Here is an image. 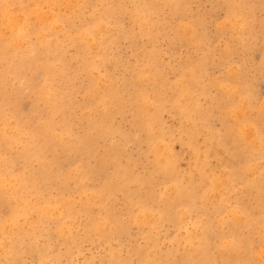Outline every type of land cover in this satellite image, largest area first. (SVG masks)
Returning a JSON list of instances; mask_svg holds the SVG:
<instances>
[{
  "label": "rangeland",
  "instance_id": "374dc122",
  "mask_svg": "<svg viewBox=\"0 0 264 264\" xmlns=\"http://www.w3.org/2000/svg\"><path fill=\"white\" fill-rule=\"evenodd\" d=\"M30 1L32 2H29V0H0V3L2 2L0 5H4L3 7L0 6V12L2 11V14L0 13V16L2 15V17H0V25L2 24L3 27L7 26V30L0 26V32H4L3 34L0 33V110L3 109L5 111V113L2 112L3 110L0 111V155L3 156H0V182L2 181L1 183L4 184L3 187L0 183V192H2L0 193V236L4 235L2 239L7 243V245L4 244V240L0 237V245L4 249V251L2 248L0 249V264H43L44 261H46L44 264H111L110 262H112V264H246V262L247 264H258L259 261V264H264V212L262 211L264 210V110H262L264 106V0H144L146 5L149 3V6H146L148 8L145 7L143 0H129V2H133L132 4H129L127 0ZM163 4L166 8H163ZM174 4L175 6L177 4V7H174ZM187 4L188 6H186ZM139 5H142V7ZM169 8L173 11L171 12ZM31 9L32 11H30ZM155 9H157V11ZM135 10H138L137 13ZM178 10L182 11L178 12ZM30 12L33 14L30 15ZM141 13H143V15ZM140 14L142 17L139 16ZM14 15H16L15 18ZM99 15L100 18H98ZM139 17H141V21ZM12 18H14L15 21ZM1 19L4 22H2ZM18 19L21 23H19ZM39 19H41V21ZM99 20L100 22L104 20L102 22L103 25ZM135 20L138 22H135ZM13 21L18 22L21 27ZM230 22L234 26L235 24L239 26V28L237 26V28H235ZM7 23L8 25H6ZM14 24L17 25V28L15 27L16 30L13 27L16 26ZM11 25L13 28L10 29ZM100 25L103 27L101 26V28H98ZM104 25L109 27V29L106 26L104 27ZM152 27L154 29H152ZM187 27V30L191 28L189 32L186 30ZM93 28H95V30ZM92 29L94 30L95 36H93L94 34L91 32ZM106 29L108 31H105ZM21 30L23 31L21 32ZM99 30L101 31L99 32ZM6 32L8 34H6L7 37L5 35ZM43 32L46 35H44ZM39 33H41L42 37ZM76 33H78L77 36ZM85 34H87V38ZM150 34H152V36ZM17 35H19L18 37L20 40H18ZM105 35L107 36L105 37ZM39 36L41 38L38 39ZM114 37L115 39H113ZM12 39L16 41L14 42ZM40 39L42 42L39 41ZM89 40H91L90 44ZM3 41H5L6 44H4ZM19 41L22 43L18 45L17 43ZM83 41L84 43L88 42L87 46L83 44ZM20 46H22V48H20ZM80 46L82 48H80ZM86 47L90 50H86ZM84 49L87 51V54L84 52ZM104 49L108 51L106 52ZM99 50L101 51L99 52ZM97 52L98 54L100 53L104 59L100 55L95 54ZM3 53L5 54L2 55ZM88 54H91V56L93 54V56L91 57ZM8 62L11 63L9 64ZM86 64L88 68L92 66L89 71L87 70L88 68L85 69ZM5 69L8 73H5ZM152 75L153 77L155 76V78H151ZM138 76L144 78V84L143 79L141 83V77ZM130 82H132V84ZM97 84L100 86L98 87ZM47 87L49 88V92H47ZM50 92L51 96L49 94ZM47 94L50 97L47 96ZM104 94L106 95L105 98ZM178 94L179 97L182 94L180 98L183 99H180ZM234 94L236 95L234 96ZM41 95L43 97H41ZM183 95H185V97ZM148 97H150V99ZM194 97L197 98L195 99ZM134 99L135 101H133ZM137 101L140 103H137ZM148 101H151V108H149ZM145 102L148 103L146 105L147 107L145 106ZM188 102L192 105L190 106ZM194 102L198 103L196 104ZM144 106L147 109H144ZM197 106L204 108H202L201 111ZM185 107L188 108L186 109ZM241 107L242 109H240ZM204 109L205 112H203ZM232 109L233 111L235 110V112H233ZM239 109L241 112H239ZM192 110L193 114L191 113V116L193 115L195 118H191L190 116ZM199 110L201 114H199ZM247 110L248 112H246ZM103 111H106V113ZM179 111L182 112V114ZM226 111L228 112L226 113ZM229 111H231L232 115H230ZM52 112L57 113V115H55V113L51 114ZM173 112L175 114L177 113V115L173 114ZM5 115L8 117V120ZM137 115L139 117H137ZM200 115L202 117H200ZM179 116L182 119L184 118L185 121H180ZM187 116L190 117L192 121H195L194 124L196 125L192 124L193 122H191ZM205 118L208 119H206V125L203 123ZM3 119L4 122L6 121V124L3 122ZM141 120L142 123L140 122ZM145 120H148V122H144ZM196 121L204 125H200V123H196ZM7 123L9 124L7 125ZM42 123L46 125L42 126ZM243 123H248L249 127H251L252 124L253 127L249 128L247 124H245V126L242 125ZM107 124L109 126H107ZM146 124L150 126V128H147L148 126ZM208 124L209 126H207ZM240 124L247 129L240 128ZM10 125L15 127L13 128ZM9 126L12 130L16 129L12 131ZM140 126L142 129L139 128ZM183 126L186 128L185 130H187L184 132L185 134H183ZM198 126H203L204 128L201 127L202 129H200ZM2 127L7 128V133L3 132V130L6 129ZM48 128L49 132L46 131ZM210 128H214L212 129L214 132H212ZM40 129L41 131L39 132ZM97 129L101 131L99 132ZM143 129L145 130L144 132H142ZM33 130H35V133H33ZM179 130H182V133L181 131L179 132ZM193 130L196 133H194ZM217 130L218 133L215 132ZM15 131H17L16 135ZM21 131L22 134L25 132V136L23 135L22 137V134H19ZM45 131L46 134L48 133L47 135ZM50 131L53 132L52 136ZM147 131L148 133L146 134ZM175 131L177 134L174 133ZM190 131H192V134H190ZM237 131H241L243 133L242 137L244 138L241 137V132L236 134ZM209 132H212L213 135L215 134L214 138L209 139L207 137V133L210 135ZM230 132L236 135H232ZM248 132H250L249 134L255 132V135L252 133V136H248ZM42 134L43 137L41 136ZM216 134H221L220 136L218 135L220 138ZM36 135L39 138L41 136L40 140ZM19 136L20 138H18ZM55 138L57 142L59 140L60 143L56 141L52 143L53 139L56 140ZM158 138L165 140H157ZM187 138L189 139L187 140ZM99 139L100 141H98ZM206 139H209L208 142H206ZM213 139L214 141L212 143ZM244 139L245 141H243ZM19 140H23L22 143ZM34 140H37L38 143ZM215 140L220 149L215 144ZM159 141L161 145L158 144ZM41 142L44 147H46L47 144V147H50L43 149ZM15 143L18 144L19 147L16 145L18 148H13V151H11L9 147H14L13 144L15 145ZM24 143H26V145ZM109 143L111 145H109ZM163 143L166 144V147ZM208 143L213 144L211 145L212 148L214 146L212 150L210 148L211 146L208 147ZM7 144L10 145L7 146ZM23 144L24 146L22 147ZM157 144L160 147L163 146L166 148L165 150H169L166 152L167 154L170 152L168 156L172 157V160L169 157V161L170 163L175 161L177 166L175 163H172L174 164L173 166L170 164L172 168L169 167L170 170H166L167 172H163L162 169H159L160 165L158 164L156 156V151L159 150V146L156 149ZM237 144L239 146H237ZM31 145L33 147H31ZM249 146L250 148H248ZM258 146H261V148ZM226 147L229 148V150L227 149L228 151ZM256 147L258 149H256ZM22 148L25 149L23 150ZM217 148L219 151H223V153L218 152ZM232 150L235 151L232 152ZM105 151H107V153L109 152V155L106 154ZM94 152H96V154ZM247 153H250L249 156ZM255 153H257L259 157L255 156ZM34 154L37 155L35 156ZM233 154H236L238 158L236 157V159ZM239 154H241L242 157ZM188 155H190V157ZM4 156H6V158ZM14 156L15 159L17 158L16 161H14ZM151 156H153V158ZM23 157L25 160H23ZM174 157L175 159L179 157L182 159H180V161L179 159L174 160ZM243 157L245 158L243 159ZM38 159L42 160L39 162ZM218 159H220V161H218ZM258 159L259 161H257ZM260 159L263 161L261 162ZM18 160H20V162ZM49 160H51V164ZM111 160H113V163ZM182 160L185 162L183 163ZM225 160L228 166H224L226 164ZM31 161H33V163ZM105 161H108V164ZM200 161H204V165L208 164L206 162H209V166L207 165L205 167L209 168L212 166L213 169L211 168L210 171L203 167L204 162L201 164ZM44 162L45 164H41ZM109 162H111V164ZM47 163L48 165H46ZM229 163L231 164L229 165ZM215 164L219 165L218 168ZM235 164H237L236 167ZM44 165L46 166L44 167ZM48 166H50V168H48ZM191 167H193V170ZM224 167H233L232 169L234 171ZM258 167L260 168L259 170ZM255 168H257L258 172ZM47 169H50V171ZM178 169L182 177H180V173L179 176L177 175L179 172ZM255 170L257 174L253 172ZM228 171H232L233 174L235 171L239 173L237 176V173L233 175ZM115 172L117 174L119 173V175L116 174L117 177L114 174ZM70 173L73 175L71 176ZM204 173H207L206 175H208V177ZM68 175H70V177H68ZM168 175L170 179H168ZM174 175H176V177ZM198 175L201 176L198 177ZM228 175L230 177H228ZM252 175H255L257 178ZM16 176L19 177L17 178ZM112 176L114 177L112 178ZM246 176L247 178L249 176L247 181H245ZM12 178L13 181H11ZM14 178H17V180ZM67 178L69 179L67 180ZM188 178L190 182L187 181ZM204 179L210 182L208 183L209 185H205L206 182ZM229 179L231 180L229 181ZM242 179L243 181H240ZM63 180L67 182L65 187V181ZM222 180L224 181L223 185H221ZM70 181H72L73 184ZM172 181L175 182L169 184V182ZM218 182L220 184H218ZM129 183L132 185L129 186ZM162 183L165 186H163ZM233 185L234 187H232ZM106 187L110 188L107 189ZM218 187H220L221 192L217 189ZM153 189H155V191ZM208 189H210V192ZM63 190H65V193ZM80 190L82 191L80 192ZM23 191H26V193ZM86 191L89 192L87 193ZM167 192L169 194L171 193V195L176 194L175 196L173 195L174 200L172 196H168ZM183 192H185V194ZM226 192H228V194ZM24 194H26L24 196L25 198L23 197ZM162 196L164 197L162 198ZM178 196H180V198ZM218 196H220V198ZM135 197H138V199ZM169 197L172 200H169ZM40 200L44 201L41 202ZM81 200H83V202ZM12 202L13 204H11ZM41 203L44 204L42 205ZM161 204L162 206H160ZM41 207H43L42 213L39 210ZM20 208L23 209L21 210ZM48 208H50V212ZM52 208L56 209L53 210ZM236 209L237 211H235ZM148 210L149 212L147 214L146 211ZM43 212L45 213L43 214ZM144 214L146 217L149 216L147 218L148 222ZM41 215L43 217H41ZM153 215L154 220L152 219ZM20 216H22V218H20ZM133 216H136V221ZM141 217H143V219ZM230 217L232 220H230ZM236 217V220H240L239 222H235L236 220L234 219ZM10 218L11 220L13 219L12 222L16 221L14 225L9 221ZM47 218H50V221ZM222 218L226 219L223 220ZM91 220H93L94 223L91 222ZM144 220L146 221L143 222ZM151 220L155 222H150ZM97 223H99V225ZM5 224L6 227H4ZM56 224L60 225V227ZM33 225L35 226L33 227ZM206 225L207 229L205 227ZM76 226L77 228L75 229ZM61 227H64V230L61 229ZM185 227L187 230H185ZM222 227L224 228L221 229ZM3 228L5 229L2 230V232L1 229ZM61 230L65 233L64 235L61 233ZM4 231L6 232L4 233ZM220 238L223 239L221 240ZM192 240L194 241L192 242ZM254 240H257V243ZM219 242L220 244H218ZM224 242L227 244L225 245ZM229 242L233 243L230 245ZM175 243L177 244L175 245ZM19 244H21L20 248ZM243 244L245 245L242 246ZM11 248H16L18 250H12ZM19 249L21 250L19 251ZM255 250L256 252H254ZM47 253L49 255H47ZM55 256L58 257L56 258ZM145 259L148 260L145 261ZM54 260L57 262H54Z\"/></svg>",
  "mask_w": 264,
  "mask_h": 264
},
{
  "label": "bare ground",
  "instance_id": "6f19581e",
  "mask_svg": "<svg viewBox=\"0 0 264 264\" xmlns=\"http://www.w3.org/2000/svg\"><path fill=\"white\" fill-rule=\"evenodd\" d=\"M8 1H9V0H8ZM20 1H21V0H20ZM34 1H35V0H34ZM36 1H38V0H36ZM75 1H76V0H75ZM86 1H87V0H86ZM89 1H90V0H89ZM127 1L129 2V0H127ZM127 1H126V2H127ZM131 1H132V0H131ZM131 1L129 2V4L131 3ZM133 1H134V0H133ZM147 1H148V0H147ZM151 1H152V0H151ZM151 1H150V2H151ZM29 2H32V1L29 0ZM144 2H145V1L143 0V3H144ZM164 2H166V1H164ZM1 3H2V2H1ZM1 3H0V4H1ZM17 3H18V2H17ZM25 3H26V2H25ZM101 3H102V2H101ZM132 3H133V2H132ZM132 3H131V4H132ZM140 3H141V1H140ZM143 3H142V4H143ZM155 3H156V2H155ZM158 3H159V2H158ZM230 3H231V2H230ZM32 4H33V3H32ZM102 4H103V3H102ZM102 4H101V5H102ZM135 4H136V3H135ZM17 5H18V4H17ZM22 5H23V4H22ZM105 5H106V4H105ZM110 5H111V4H110ZM144 5H145V7H146V6H149V3H148V5H146V4L144 3ZM157 5H158V4H157ZM231 5H232V4H231ZM0 6H1V5H0ZM3 6H4V5H3ZM3 6H1V7H3ZM65 6H66V5H65ZM71 6H72V5H71ZM134 6H135V5H134ZM139 6H140V5H139ZM150 6H151V5H150ZM159 6H160V5H159ZM184 6H185V5H184ZM186 6H188V4H187ZM7 7H8V6H7ZM11 7H12V6H11ZM140 7H142V5H141ZM155 7H156V6H155ZM160 7H161V6H160ZM170 7H171V6H170ZM174 7H177V4H176V6H175V4H174ZM182 7H183V6H182ZM66 8H67V7H66ZM112 8H113V7H112ZM112 8H111V9H112ZM121 8H123V7H121ZM137 8H138V7H137ZM146 8H148V7H146ZM163 8H166V7H164V4H163ZM167 8H168V7H167ZM190 8H191V7H190ZM227 8H228V6H227ZM229 8H231V7H229ZM2 9H3V8H2ZM7 9H8V8H7ZM26 9H27V8H26ZM113 9H114V8H113ZM113 9H112V10H113ZM134 9H135V8H134ZM134 9H133V10H134ZM140 9H142V8H140ZM152 9H153V6H152ZM157 9H159V8H157ZM157 9H155V10L157 11ZM169 9H170V8H169ZM173 9H174V8H173ZM182 9H183V8H182ZM186 9H187V8H186ZM235 9H236V8H235ZM34 10H35V8H34ZM67 10H68V9H67ZM84 10H85V9H84ZM115 10H116V9H115ZM115 10H114V11H115ZM122 10H123V9H122ZM138 10H139V9H138ZM138 10H135V12L137 13ZM142 10H143V9H142ZM142 10H141V11H142ZM160 10H161V9H160ZM170 10H171V9H170ZM228 10H229V9H228ZM230 10H231V9H230ZM9 11H10V10H9ZM13 11H14V10H13ZM30 11H32V9H31ZM145 11H146V10H145ZM149 11H150V9H149ZM149 11H148V12H149ZM156 11H155V12H156ZM162 11H163V10H162ZM166 11H167V10H166ZM172 11H173V10H171V12H172ZM179 11H182V10H178V12H179ZM234 11H235V10H234ZM1 12H2V11H1ZM1 12H0V13H1ZM6 12H7V11H6ZM28 12H29V11H28ZM36 12H37V11H36ZM39 12H40V11H39ZM39 12H38V13H39ZM111 12H112V11H111ZM115 12H116V11H115ZM146 12H147V11H146ZM238 12H239V11H238ZM4 13H5V11H4ZM100 13H101V12H100ZM117 13H118V12H117ZM144 13H145V12H144ZM160 13H161V12H160ZM165 13H166V12H165ZM169 13H170V12H169ZM1 14H2V13H1ZM5 14H6V13H5ZM5 14H3V15H5ZM19 14H20V13H19ZM31 14H33V13L30 12V15H31ZM102 14H103V12H102ZM141 14L143 15V13H141ZM141 14H140L139 16H141ZM155 14H156V13H155ZM158 14H159V13H158ZM163 14H164V13H163ZM170 14H171V13H170ZM182 14H183V13H182ZM228 14H229V13H228ZM233 14H234V13H233ZM8 15H9V14H8ZM8 15H7V16H8ZM17 15H18V14H17ZM35 15H36V13H35ZM38 15H39V14H38ZM41 15H43V14H41ZM45 15H46V14H45ZM45 15H44V16H45ZM48 15H49V13H48ZM55 15H56V14H55ZM161 15H162V14H161ZM165 15H166V14H165ZM10 16H11V15H10ZM10 16H9V17H10ZM15 16H16V15H14V18H15ZM36 16H37V15H36ZM49 16H50V15H49ZM49 16H48V17H49ZM90 16H91V15H90ZM96 16H97V14H96ZM133 16H134V15H133ZM136 16H137V14H136ZM156 16H157V15H156ZM158 16H159V15H158ZM231 16H232V15H231ZM0 17H2V15H1ZM4 17H5V16H4ZM4 17H3V18H4ZM12 17H13V16H12ZM25 17H26V15H25ZM38 17H39V16H38ZM41 17H42V16H41ZM41 17H40V18H41ZM107 17H108V16H107ZM141 17H142V16H141ZM141 17H139L140 21L142 20ZM160 17H161V16H160ZM226 17H228V16H226ZM14 18H12V19L15 21ZM17 18H18V17H17ZM19 18H20V17H19ZM42 18H43V17H42ZM45 18H46V16H45ZM45 18H44V19H45ZM51 18H52V17H51ZM98 18H100V15H99ZM145 18H146V16H145ZM149 18H150V17H149ZM149 18H148V19H149ZM46 19H47V18H46ZM106 19H107V18H106ZM136 19H137V18H136ZM155 19H156V18H155ZM155 19H154V20H155ZM177 19H178V18H177ZM229 19H230V17H229ZM237 19H238V18H237ZM237 19H236V20H237ZM7 20H8V18H7ZM39 20L41 21V19H39ZM42 20H43V19H42ZM132 20H133V19H132ZM239 20H240V19H239ZM239 20H238V22H239ZM1 21L4 22L2 19H1ZM8 21H9V20H8ZM14 21H13V22H14ZM18 21H19V19H18ZM21 21H22V19H21ZM45 21H46V20H45ZM49 21H50V20H49ZM103 21H104V20H103ZM103 21H102V22H103ZM5 22H6V21H5ZM38 22H39V21H38ZM47 22H48V21H47ZM99 22H100V20H99ZM99 22H98V23H99ZM102 22H100V23H102ZM135 22H138V21L135 20ZM146 22H147V21H146ZM153 22H154V21H153ZM163 22H164V21H163ZM227 22H228V21H227ZM232 22H234V21H232ZM238 22H237V24L239 25ZM10 23H11V22H10ZM14 23H17V24H18V22H14ZM19 23H21V22L19 21ZM39 23H41V22H39ZM49 23H50V22H49ZM98 23H97V24H98ZM159 23H160V21H159ZM223 23H224V22H223ZM241 23H242V22H241ZM77 24H78V23H77ZM95 24H96V23H95ZM147 24H148V23H147ZM152 24H153V23H152ZM182 24H183V23H182ZM227 24H228V23H227ZM230 24H231V22H230ZM6 25H8V23H7ZM12 25H13V24H12ZM12 25H11L10 29L13 28V27H14V29H15V27L17 28V25H16V24H14V25H16V26H13V27H12ZM19 25H20V24H18V26H19ZM25 25H26V23H25ZM40 25H41V24H40ZM53 25H55V24H53ZM70 25H71V24H70ZM102 25H103V23H102ZM102 25H100L98 28H101ZM140 25H142V24H140ZM231 25H232V24H231ZM240 25H241V24H240ZM0 26L3 27L2 24H1ZM9 26H10V24H9ZM33 26H34V25H33ZM67 26H68V25H67ZM105 26H106V25H104V27H105ZM224 26H225V25H224ZM232 26H234V25H232ZM236 26H237V25L235 24L234 27H235V28H237V27L239 28V26H237V27H236ZM19 27H21V26H19ZM37 27H38V26H37ZM37 27H36V28H37ZM58 27H59V26H58ZM102 27H103V26H102ZM106 27H107V26H106ZM3 28H6V30H7V26H4ZM8 28H9V27H8ZM24 28H25V27H24ZM36 28H35V29H36ZM107 28L109 29V27H107ZM116 28H117V27H116ZM146 28H147V27H146ZM149 28H150V27H149ZM183 28H184V27H183ZM223 28H224V27H223ZM0 29H1V28H0ZM10 29H9V30H10ZM18 29H19V28H18ZM18 29H17V30H18ZM31 29H32V28H31ZM37 29H38V28H37ZM93 29L95 30V28H93ZM93 29H92L91 32H93V34H94V30H93ZM104 29H105V28H104ZM152 29H154V28L152 27ZM187 29H188V27L186 28V30H187ZM190 29H191V28H190ZM190 29L187 30V31L189 32ZM221 29H222V28H221ZM6 30H5V31H6ZM9 30H8V31H9ZM15 30H16V29H15ZM38 30H40V29H38ZM51 30H53V29H51ZM75 30H76V29H75ZM147 30H148V29H147ZM8 31H7V32H8ZM13 31H14V30H13ZM22 31H23V30H21V32H22ZM34 31H36V30H34ZM86 31H87V29H86ZM100 31H101V30H99V32H100ZM105 31H108V30L106 29ZM110 31H111V30H110ZM150 31H151V29H150ZM7 32L5 33V35L7 34ZM10 32H11V31H10ZM18 32H20V31H18ZM25 32H26V31H25ZM99 32H98V33H99ZM148 32H149V31H148ZM0 33H1V32H0ZM3 33H4V32H3ZM3 33H1V34H3ZM8 33H9V32H8ZM12 33H15V32H12ZM12 33H11V34H12ZM28 33H29V32H28ZM64 33H66V32H64ZM78 33H79V32H78ZM78 33H76V36H77ZM83 33H84V32H83ZM98 33H97V34H98ZM101 33H102V32H101ZM108 33H109V32H108ZM15 34H16V33H15ZM17 34H18V33H17ZM23 34H24V33H23ZM29 34H30V33H29ZM33 34H34V33H33ZM35 34H36V33H35ZM37 34H38V33H37ZM39 34L41 35V33H39ZM43 34H44V32H43ZM79 34H81V33H79ZM104 34H105V32H104ZM106 34H107V33H106ZM5 35H4V36H5ZM7 35H8V34H7ZM7 35H6V37H7ZM44 35H46V34H44ZM85 35H86V38H87V37H88L87 34H85ZM90 35H92V34H90ZM102 35H103V34H102ZM141 35H142V34H141ZM150 35L152 36V34H150ZM177 35H178V34H177ZM11 36H12V35H11ZM18 36H19V35H17V38H18V40H20ZM21 36H24V35H21ZM93 36H95V34H94ZM96 36H97V35H96ZM98 36H99V35H98ZM106 36H107V35H105V37H106ZM151 36H150V37H151ZM41 37H42V35H41ZM41 37L39 36L38 39L41 38ZM73 37H75V36H73ZM82 37H83V36H82ZM90 37H91V36H90ZM100 37H101V36H100ZM147 37H148V36H147ZM24 38H25V37H24ZM36 38H37V37H36ZM71 38H72V37H71ZM95 38H96V37H95ZM78 39H79V38H78ZM90 39H91V38H90ZM96 39H97V38H96ZM100 39H101V38H100ZM113 39H115V37H114ZM12 40H13V39H12ZM18 40H17V41H18ZM21 40H22V39H21ZM42 40H43V39H42ZM45 40H46V39H45ZM71 40H73V39H71ZM93 40H94V39H93ZM104 40H105V39H104ZM106 40H107V39H106ZM151 40H152V39H151ZM151 40H150V41H151ZM9 41H10V40H9ZM13 41H14V40H13ZM15 41H16V40H15ZM15 41H14V42H15ZM24 41H25V40H24ZM39 41H41V39H40ZM43 41H44V40H43ZM80 41H81V40H80ZM85 41H88V40H85ZM89 41H90V42H89V44H90V43H91V40H89ZM96 41H97V40H96ZM195 41H196V40H195ZM263 41H264V40H263ZM3 42H4V44H6L5 41H3ZM6 42H7V41H6ZM41 42H42V41H41ZM41 42H40V43H41ZM81 42H82V41H81ZM98 42H99V41H98ZM102 42H103V41H102ZM108 42H109V41H108ZM239 42H240V41H239ZM11 43H12V41H11ZM19 43H22V42L19 41L17 44L19 45ZM43 43H44V42H43ZM45 43H47V42H45ZM48 43H50V42H48ZM87 43H88V42H87ZM87 43H84V41H83V44H84V45L86 44L85 46H87ZM93 43H95V42H93ZM100 43H101V42H100ZM104 43H105V42H104ZM109 43H110V42H109ZM13 44H14V43H13ZM89 44H88V45H89ZM95 44H96V43H95ZM124 44H125V43H124ZM14 45H16V44H14ZM25 45H26V43H25ZM38 45H40V44H38ZM91 45H92V44H91ZM91 45H90V47H91ZM122 45H123V44H122ZM2 46H3V45H2ZM6 46H7V45H6ZM12 46H13V45H12ZM41 46H42V44H41ZM81 46H82V45H81ZM81 46H80V48H82ZM85 46H84V47H85ZM104 46H105V45H104ZM95 47H96V46H95ZM99 47H100V44H99ZM99 47H98V48H99ZM106 47H107V46H106ZM222 47H223V46H222ZM15 48H18V47H15ZM20 48H22V46H20ZM92 48H93V47H92ZM104 48H105V47H104ZM6 50H8V49H6ZM47 50H48V49H47ZM86 50H90V49H89V48L87 49V47H86ZM8 51H9V50H8ZM91 51H92V50H91ZM95 51H96V49H95ZM95 51H92V52H95ZM100 51H101V50H99V52H100ZM104 51H106V50L104 49ZM107 51H108V50H107ZM107 51H106V52H107ZM3 52H4V47H3ZM6 52H7V51H6ZM6 52H5V53H6ZM41 52H42V51H41ZM46 52H47V51H46ZM84 52H86V54H87V51H85V49H84ZM89 52H90V51H89ZM5 53H3L2 55H4ZM32 53H33V52H32ZM33 54H34V53H33ZM49 54H50V51H49ZM59 54H60V53H59ZM95 54H98V52L95 53ZM95 54H94V55H95ZM104 54H105V53H104ZM12 55H13V53H12ZM88 55L91 56V54H88ZM98 55H100V53H99ZM106 55H107V54H106ZM125 55H126V54H125ZM132 55H133V54H132ZM84 56H85V54H84ZM92 56H93V54H92ZM92 56H91V57H92ZM100 56H101V55H100ZM104 56H105V55H104ZM154 56H155V55H154ZM6 57H7V55H6ZM48 57H49V56H48ZM101 57H102V56H101ZM101 57H99V58H101ZM111 57H112V56H111ZM148 57H149V56H148ZM2 58H4V57H2ZM97 58H98V56H97ZM102 58L104 59V57H102ZM151 58H152V57H151ZM0 59H1V58H0ZM119 59H120V58H119ZM157 59H158V56H157ZM157 59H156V60H157ZM1 61H3V60H1ZM13 61H14V60H13ZM3 62H4V61H3ZM29 62H30V61H29ZM112 62H113V61H112ZM8 63H9V62H8ZM10 63H11V62H10ZM10 63H9V64H10ZM31 63H32V62H31ZM4 64H5V63H4ZM9 64H7V65H9ZM13 64H14V63H13ZM87 64H88V63H87ZM87 64H86L85 69L88 68V67H87ZM33 66H34V65H33ZM90 66H91V65H90ZM199 66H200V65H199ZM60 67H61V66H60ZM91 67H92V66H91ZM91 67H89L87 70L89 71V69H90ZM200 67H201V66H200ZM231 67H232V66H231ZM5 68L7 69L6 66H5ZM128 68H129V67H128ZM190 68H191V67H190ZM6 69H5V73H8V72H6ZM227 69H229V68H227ZM235 69H236V68H235ZM9 70H10V69H9ZM87 70H86V71H87ZM186 70H187V69H186ZM188 70H189V68H188ZM190 70H191V69H190ZM232 70H233V69H232ZM232 70H231V71H232ZM7 71H8V70H7ZM75 71H76V70H75ZM91 71H92V70H91ZM110 71H111V70H110ZM237 71H238V70H237ZM10 72H11V71H10ZM142 72H144V71H142ZM204 72H205V71H204ZM233 72H234V71H233ZM23 73H24V72H23ZM89 73H91V72H89ZM144 73H145V72H144ZM184 73H185V72H184ZM236 73H237V72H236ZM146 74H147V73H146ZM154 74H155V72H154ZM230 74H231V73H230ZM95 75H96V74H95ZM188 75H189V74H188ZM233 75H234V73H233ZM55 76H56V75H55ZM199 76H200V75H199ZM231 76H232V75H231ZM138 77H141V79H140L141 81H140L139 78H138V80H139L141 83H142V79H143V84H144V78H142V76H138ZM143 77H144V76H143ZM152 77H153V75L151 76V78H152ZM186 77H187V75H186ZM35 78H36V77H35ZM146 78H147V77H146ZM146 78H145V79H146ZM153 78H155V76H154ZM113 79H114V78H113ZM136 79H137V78H136ZM136 79H135V80H136ZM42 80H43V79H42ZM131 80H132V79H131ZM138 80H137V81H138ZM148 80H149V79H148ZM34 81H35V80H34ZM133 81H134V80H133ZM133 81H132V82H133ZM152 81H153V80H152ZM65 82H66V81H65ZM132 82H130V83L132 84ZM134 82H135V81H134ZM134 82H133V83H134ZM47 83H48V81H47ZM49 83H50V82H49ZM98 83H99V82H98ZM141 83H140V84H141ZM45 84H46V83H45ZM27 85H28V84H27ZM47 85H48V84H47ZM152 85H153V84H152ZM220 85H221V84H220ZM50 86H51V85H50ZM97 86H98V84H97ZM99 86H100V85H99ZM99 86H98V87H99ZM136 86H137V83H136ZM150 86H151V85H150ZM179 86H180V85H179ZM222 86H223V85H222ZM26 87H27V86H26ZM30 87H31V86H30ZM48 87H49V86H48ZM48 87H47V88H48ZM83 87H84V86H83ZM144 87H145V86H144ZM194 87H195V85H194ZM223 87H224V86H223ZM237 87H238V86H237ZM72 88H73V87H72ZM100 88H101V87H100ZM104 88H105V87H104ZM136 88H138V87H136ZM136 88H135V89H136ZM51 89H52V88H51ZM139 89H140V88H139ZM178 89H179V88H178ZM258 89H259V88H258ZM11 90H12V89H11ZM97 90H98V89H97ZM179 90H180V89H179ZM193 90H194V89H193ZM54 91H55V90H54ZM230 91H231V90H230ZM43 92H44V91H43ZM47 92H49V88H48V91H47ZM142 92H143V91H142ZM44 93H45V92H44ZM149 93H150V92H149ZM160 93H161V92H160ZM182 93H183V92H182ZM233 93H234V92H233ZM9 94H10V93H9ZM49 94H50V96H51V92H50ZM102 94H103V93H102ZM53 95H54V92H53ZM104 95H105V94H104ZM142 95H143V94H142ZM152 95H153V94H152ZM181 95H182V94H181ZM181 95H180V97H181ZM235 95H236V94H234V96H235ZM47 96H49V95L47 94ZM50 96H49V97H50ZM150 96H151V95H150ZM183 96L185 97V95H183ZM192 96H193V95H192ZM194 96H195V95H194ZM41 97H43V96L41 95ZM105 97H106V95L104 96V98H105ZM107 97H108V96H107ZM178 97H179V94H178ZM180 97H179V98H180ZM190 97H191V96H190ZM56 98H57V97H56ZM56 98H55V99H56ZM88 98H89V97H88ZM136 98H138V97H136ZM148 98L150 99V97H148ZM191 98H192V97H191ZM194 98H195V97H194ZM196 98H197V97H196ZM196 98H195V99H196ZM235 98H237V97H235ZM241 98H242V97H241ZM42 99H43V98H42ZM138 99H139V98H138ZM176 99H177V100H180V99H183V98H180V99L176 98ZM201 99H202V98H201ZM46 100H47V97H46ZM127 100H128V99H127ZM139 100H140V99H139ZM144 100H145V99H144ZM177 100H176V101H177ZM185 100H186V99H185ZM237 100H238V99H237ZM244 100H245V99H244ZM43 101H44V100H43ZM54 101H55V100H54ZM90 101H91V100H90ZM133 101H135V99H134ZM140 101H141V100H140ZM188 101H189V99H188ZM194 101H195V100H194ZM230 101H231V100H230ZM41 102H42V101H41ZM50 102H51V101H50ZM55 102H57V101H55ZM55 102H54V103H55ZM58 102H59V101H58ZM131 102H132V101H131ZM146 102H147V101H146ZM146 102H145V103H146ZM148 102H149V101H148ZM150 102H151V101H150ZM150 102H149V104L146 103L145 106L148 104V105H149V108H151V107H150V106H151V105H150ZM183 102H184V101H183ZM245 102H246V101H245ZM263 102H264V101H263ZM5 103H6V102H5ZM51 103H53V102H51ZM133 103H134V102H133ZM137 103H140V102L137 101ZM137 103H136V104H137ZM141 103H142V102H141ZM185 103H186V102H185ZM188 103H189V102H188ZM191 103H192V102H191ZM194 103H196V102H194ZM197 103H198V102H197ZM197 103H196V104H197ZM236 103H237V102H236ZM240 103H241V102H240ZM246 103H247V102H246ZM136 104H135V106H136ZM179 104H180V103H179ZM182 104H184V103H182ZM238 104H239V103H238ZM161 105H162V104H161ZM174 105H175V104H174ZM189 105H190V103H189ZM191 105H192V104H191ZM191 105H190V106H191ZM194 105H195V104H194ZM194 105H193V109H194ZM229 105H231V104H229ZM259 105H262V104H259ZM263 105H264V104H263ZM263 105H262V106H263ZM135 106H134V108H135ZM141 106H142V105H141ZM145 106H144V109H147V108H146L147 106H146V107H145ZM169 106H170V105H169ZM176 106H177V105H176ZM178 106H179V105H178ZM195 106H196V105H195ZM200 106H201V105H200ZM200 106H197V107L200 108ZM241 106H242V105H241ZM105 107H106V106H105ZM105 107H104V108H105ZM174 107H175V106H174ZM174 107H173V108H174ZM181 107H182V106H181ZM236 107H237V106H236ZM239 107H240V105H239ZM243 107H244V105H243ZM250 107H251V106H250ZM43 108H44V107H43ZM173 108H172V109H173ZM185 108L187 109L188 107H185ZM202 108H204V107H202ZM202 108H200L201 111H202ZM244 108H245V107H244ZM244 108H243V109H244ZM137 109H138V108H137ZM169 109H171V108H169ZM176 109H177V107H176ZM176 109H174V110H176ZM186 109H185V110H186ZM234 109H235V108H234ZM236 109H237V108H236ZM240 109H242V107H241ZM240 109H239V110H240ZM2 110H3V109H2ZM2 110H0V111H2ZM20 110H21V109H20ZM23 110H24V109H23ZM104 110H105V109H104ZM142 110H143V109H142ZM142 110H141V111H142ZM150 110H151V109H150ZM230 110H231V109H230ZM262 110H264V106H263V109H262ZM54 111H55V110H54ZM106 111H107V110H106ZM106 111H103V112L106 113ZM148 111H149V109H148ZM177 111H178V110H177ZM180 111H181V109H180ZM180 111H179V112H180ZM186 111H187V110H186ZM199 111H200V110H199ZM199 111H198V112H199ZM201 111H200L199 114H201ZM207 111H208V110H207ZM232 111H233V109H232ZM2 112L5 113L4 110H3ZM2 112H1V114H2ZM59 112H60V111H59ZM138 112H139V109H138ZM192 112H193V110L190 112V116H191V113H192ZM196 112H197V111H196ZM203 112H205V109L203 110ZM227 112H228V111H226V113H227ZM229 112H230V115H232V114H231V111H229ZM233 112H235V110H234ZM239 112H241V110H240ZM246 112H248V110H247ZM16 113H18V112H16ZM54 113H55V112H54ZM54 113L52 112L51 114H54ZM57 113H58V111H57ZM57 113H55V115H57ZM152 113H153V112H152ZM180 113L182 114V112H180ZM84 114H85V113H84ZM173 114H175V113L173 112ZM192 114H193V113H192ZM197 114H198V113H197ZM238 114H240V113H238ZM139 115H140V114H139ZM145 115H146V114H145ZM175 115H177V113H176ZM194 115H195V114H194ZM234 115H235V114H234ZM246 115H247V114H246ZM5 116H6V115H5ZM131 116H132V115H131ZM180 116H181V115H180ZM180 116H179V117H180ZM219 116H220V115H219ZM236 116H237V115H236ZM239 116H240V115H239ZM50 117H52V116H50ZM137 117H139V116L137 115ZM181 117H182V116H181ZM181 117H180V121H185L184 118L182 119ZM192 117H193V115L191 116V118H192ZM200 117H202V116L200 115ZM204 117H205V115H204ZM204 117H203V118H204ZM215 117H216V116H215ZM226 117H227V116H226ZM6 118H7V120H8V117H7V116H6ZM135 118H136V117H135ZM187 118L190 119V117H188V116H187ZM193 118H195V117H193ZM196 118H197V116H196ZM207 118H208V117H207ZM207 118H205V121H203L204 124H205ZM221 118H222V117H221ZM229 118H230V117H229ZM233 118H234V117H233ZM4 119H5V117H4ZM4 119H3V122H4ZM51 119H52V118H51ZM56 119H57V118H56ZM119 119H120V118H119ZM145 119H146V117H145ZM181 119H182V120H181ZM189 119H188V120H189ZM245 119H246V118H245ZM0 120H1V118H0ZM131 120H132V119H131ZM142 120H144V119H142ZM142 120L140 121L141 123H142ZM148 120H149V119H148ZM148 120H147V121L145 120L144 122L147 123ZM157 120H158V118H157ZM167 120H168V119H167ZM190 120H191V122H193L192 124L195 123V121H192V119H190ZM190 120H189V121H190ZM195 120H197V119H195ZM198 120H199V119H198ZM200 120H201V119H200ZM207 120H208V119H207ZM223 120H224V119H223ZM20 121H21V120H20ZM189 121H188V124L190 123ZM3 122H2V123H3ZM5 122H6V121H5ZM5 122H4V123H5ZM9 122H10V121H9ZM42 122H43V121H42ZM197 122H199V121H196V123H197ZM229 122H230V121H229ZM10 123H11V122H10ZM49 123H51V122H49ZM108 123H110V122H108ZM156 123H158V122H156ZM156 123H155V124H156ZM179 123H180V122H179ZM183 123H184V122H183ZM199 123H200V122H199ZM224 123H225V122H224ZM249 123H250V122H249ZM5 124H6V123H5ZM8 124H9V123H7V125H8ZM42 124H43L42 126H45V125H46L45 123H42ZM54 124H55V123H54ZM155 124H154V125H155ZM185 124H186V123H185ZM185 124H184V125H185ZM204 124H201V123H200V125H204ZM229 124H230V123H229ZM231 124H233V123H231ZM245 124H247L248 127H249V124H248V123H245ZM245 124L243 123L242 125L245 126ZM7 125H6V127H7ZM11 125H12V124H11ZM11 125H10V126H11ZM37 125H38V124H37ZM40 125H41V123H40ZM47 125H48V124H47ZM49 125H50V124H49ZM139 125H140V124H139ZM146 125H147V124H146ZM152 125H153V124H152ZM189 125H190V124H189ZM194 125H196V124H194ZM205 125H206V124H205ZM227 125H228V124H227ZM242 125H241V124L239 125L240 128L242 127ZM10 126H9V128H10ZM30 126H31V125H30ZM50 126H51V125H50ZM53 126H54V125H53ZM56 126H57V124H56ZM107 126H109V125L107 124ZM147 126H148V125H147ZM185 126H186V125H185ZM192 126H193V125H192ZM207 126H209V124H208ZM212 126H213V125H212ZM229 126H230V125H229ZM11 127H13V126H11ZM14 127H15V126H14ZM14 127H13V128H14ZM137 127H138V125H137ZM142 127H143V125H142ZM152 127H153V126H152ZM155 127H156V126H155ZM189 127H190V126H189ZM199 127H200V129H202L201 127H203V126H198V128H199ZM205 127H206V126H205ZM226 127H228V126H226ZM230 127H231V126H230ZM232 127H233V125H232ZM237 127H238V125H237ZM246 127H247V126H246ZM251 127H253L252 124H251ZM251 127H249V128H251ZM2 128H3V129H6V130H3V132L7 133V132H6V131H7V128H4V127H2ZM41 128H43V127H41ZM49 128H50V127H49ZM49 128H48V130H46V131L49 132ZM51 128H52V127H51ZM139 128H141V126H140ZM143 128H144V127H143ZM147 128H150V126H148ZM183 128H184V126L182 127V129H183ZM203 128H204V127H203ZM228 128H229V127H228ZM233 128H234V127H233ZM240 128H239V129H240ZM242 128H244V127H242ZM249 128H248V131H249ZM10 129L12 130V128H10ZM15 129H16V128H15ZM15 129H14V130H15ZM36 129H37V128H36ZM53 129H54V128H53ZM141 129H142V128H141ZM179 129H180V128H179ZM185 129H186V128H184L183 134H185L184 132L187 131V130H185ZM200 129H199V130H200ZM206 129H208V128H206ZM210 129H211V128H210ZM212 129H214V128H212ZM212 129H211V131H212ZM244 129H247V128H244ZM253 129H254V128H253ZM14 130H12V131H14ZM20 130H21V127H20ZM37 130H38V129H37ZM51 130H52V129H51ZM97 130H98V129H97ZM145 130H146V128H145ZM145 130L143 129L142 132H144ZM151 130H152V129H151ZM151 130H150V131H151ZM189 130H190V129H189ZM231 130H233V129H231ZM234 130H235V129H234ZM9 131H10V130H9ZM9 131H8V132H9ZM18 131H19V130H18ZM33 131H34L33 133H35V130H33ZM40 131H41V129L39 130V132H40ZM46 131H45V134H46ZM98 131L100 132L101 130L99 129ZM98 131H97V132H98ZM180 131H181V133H182V130H179V132H180ZM193 131H194V130H193ZM195 131H196V129H195ZM195 131H194V133H196ZM208 131H210V130L208 129ZM241 131H242V129H241ZM241 131H239V132H241ZM16 132H17V131H15V135H16ZM31 132H32V131H31ZM42 132H43V131H42ZM50 132H51V131H50ZM153 132H155V131H153ZM179 132H178V133H179ZM190 132H191L190 134H192V131H190ZM200 132H201V131H200ZM212 132H214V131H212ZM212 132H209L210 135H213ZM215 132L218 133V130L215 131ZM239 132L237 131L236 134H238ZM242 132L245 134L244 131H242ZM242 132L240 133V134H241V137L243 136V135H242V134H243ZM250 132H251V131H250ZM250 132H248V136H249V135L252 136V133H253V135H255V132H252L251 134H249ZM10 133H11V131H10ZM13 133H14V132H13ZM24 133H25V132H24ZM24 133L22 134V131H21L19 134H22V137H23ZM37 133H38V132H37ZM37 133H36V134H37ZM130 133H131V132H130ZM147 133H148V131L146 132V134H147ZM151 133H152V132H151ZM174 133L177 134L176 131H175ZM186 133H189V132H186ZM194 133H193V134H194ZM220 133H221V132H220ZM230 133H231V132H230ZM246 133H247V132H246ZM39 134H40V133H39ZM47 134H48V133H47ZM47 134H46V135H47ZM52 134H53V132H51V136H52ZM155 134H156V133H155ZM157 134H158V133H157ZM183 134H182V135H183ZM197 134H198V133H197ZM197 134H196V135H197ZM231 134H232V133H231ZM233 134H234V133H233ZM233 134H232V135H233ZM236 134H234V135H236ZM256 134H257V133H256ZM6 135H7V134H6ZM13 135H14V134H13ZM54 135H55V134H54ZM54 135H53V136H54ZM107 135H108V133H107ZM163 135H164V134H163ZM203 135H204V134H203ZM207 135H208L207 137H208L209 139H210V138H214V136H215V134H214L213 136L209 137L210 135H209L208 133H207ZM216 135H217V136H218V135L220 136L221 134H216ZM223 135H224V134H223ZM263 135H264V134H263ZM10 136H11V135H10ZM20 136H21V135H20ZM20 136H19L18 138H20ZM24 136H25V135H24ZM27 136H28V135H27ZM32 136H33V134H32ZM36 136H37V135H36ZM36 136H35V137H36ZM41 136L43 137V134H42ZM41 136H40V138H41ZM49 136H50V135H49ZM105 136H106V135H105ZM165 136H167V135H165ZM165 136H164V137H165ZM184 136H185V135H184ZM197 136H198V135H197ZM219 136H218V137H219ZM6 137H7V136H6ZM8 137H9V136H8ZM37 137H38V136H37ZM108 137H109V136H108ZM155 137H156V136H155ZM179 137H180V136H179ZM230 137H231V136H230ZM238 137H239V136H238ZM238 137H237V138H238ZM3 138H4V137H3ZM15 138H16V136H15ZM30 138H31V137H30ZM38 138H39V137H38ZM40 138H39V140H40ZM47 138H49V137H47ZM51 138H52V137H51ZM147 138H148V137H147ZM152 138H154V137H152ZM167 138H169V137L167 136ZM194 138H195V137H194ZM202 138H203V137H202ZM205 138H206V137H205ZM219 138H220V137H219ZM219 138H218V139H219ZM234 138H235V136H234ZM242 138H244V137H242ZM250 138H251V137H250ZM256 138H257V136H256ZM10 139H11V138H10ZM12 139H13V138H12ZM21 139H24V138H21ZM25 139H26V138H25ZM49 139H50V138H49ZM55 139H56V138H55ZM66 139H67V138H66ZM106 139H107V138H106ZM155 139H156V138H155ZM159 139H161V138H158L157 140H159ZM188 139H189V138H187V140H188ZM209 139H206V140H207L206 142H208ZM253 139H254V138H253ZM7 140H8V138H7ZM28 140H29V139H28ZM42 140H43V139H42ZM42 140H41V141H42ZM71 140H72V139H71ZM157 140H156V141H157ZM161 140H165V139H161ZM195 140H196V139H195ZM200 140H201V139H200ZM232 140H233V137H232ZM241 140H242V139H241ZM16 141H17V140H16ZM19 141H20V140H19ZM22 141H23V140H22ZM22 141H20V142L22 143ZM24 141H26V140H24ZM34 141L37 142V140H34ZM55 141L57 142V139H56V140L53 139V142H52V143H54ZM60 141H61V140H60ZM98 141H100V139H99ZM151 141H152V140H151ZM168 141H169V140H168ZM171 141H172V140H171ZM202 141H203V140H202ZM213 141H214V139L212 140V143H213ZM222 141H223V140H222ZM235 141H236V140H235ZM243 141H245V139H244ZM254 141H255V140H254ZM2 142H3V140H2ZM5 142H6V141H5ZM14 142H15V140H14ZM26 142H27V141H26ZM46 142H47V140H46ZM154 142H155V141H154ZM184 142H185V141H184ZM236 142H237V141H236ZM239 142H240V141H239ZM257 142H258V141H257ZM8 143H11V142H8ZM12 143H13V142H12ZM21 143H20V144H21ZM37 143H38V142H37ZM37 143H35V144H37ZM57 143H60L59 140H58ZM81 143H82V142H81ZM89 143H90V140H89ZM111 143H112V142H111ZM159 143H160V141L158 142V144H159ZM165 143H167V142H165ZM182 143H183V141H182ZM196 143H197V142H196ZM243 143H244V142H243ZM250 143H251V142H250ZM255 143H256V142H255ZM258 143H259V142H258ZM258 143H256V144H258ZM24 144L26 145V143H24ZM24 144L22 145V147L24 146ZM29 144H30V143H29ZM29 144H28V145H29ZM32 144H33V143H32ZM152 144H153V142H152ZM152 144H151V145H152ZM158 144H157V146H156V149H157V147H158L159 145H161V144H159V145H158ZM194 144H195V143H194ZM198 144H199V143H198ZM198 144H197V145H198ZM204 144H206V143H204ZM208 144H209V143H208ZM215 144H216V140H215ZM215 144H214V145H215ZM219 144H220V143H219ZM9 145H10V144H9ZM9 145L7 144V146H9ZM16 145L18 146V144L15 143V145L13 144L14 147H9V148H11V151H13V148H16V147H17ZM41 145H42V142H41ZM47 145H48V144H47ZM47 145H46V147H47ZM72 145H73V144H72ZM81 145H82V144H81ZM109 145H111V144L109 143ZM115 145H116V144H115ZM148 145H150V144H148ZM163 145H165V147H166V144L163 143ZM178 145H179V144H178ZM211 145H213V144H209L208 147H210ZM216 145H217V144H216ZM222 145H223V144H222ZM231 145H232V144H231ZM250 145H251V144H250ZM42 146H43V145H42ZM84 146H85V145H84ZM117 146H118V145H117ZM174 146H175V145H174ZM174 146H173V147H174ZM237 146H239V145L237 144ZM245 146H246V144H245ZM254 146H256V145H254ZM18 147H19V146H18ZM18 147H17V148H18ZM31 147H33V146L31 145ZM35 147H36V145H35ZM46 147L43 146V149L46 148ZM48 147H50V146H48ZM48 147H47V148H48ZM89 147H91V146H89ZM93 147H94V146H93ZM93 147H92V148H93ZM111 147H112V146H111ZM111 147H108V148H111ZM114 147H115V146H114ZM154 147H155V146H154ZM161 147H163V146H161ZM161 147L159 146V150H157V151L155 150V151H156V156H157V159H158V164L160 165V168H159V169H162L163 172H164V171L167 172L166 170H168V169L170 170V168H172V167H170V164H171V166H173L174 164H172V163H175V161H174V162L172 161V163H170V161H169V157H170V156H168V154H169L170 152H169L168 154L166 153V152H168L169 150H165L166 148L163 147V148H164V149H163V148H161ZM173 147H171V148H173ZM195 147H196V146H195ZM217 147H218V145H217ZM227 147H228V146H227ZM227 147H226V150H227V149L229 150V148H227ZM234 147H235V146H234ZM240 147H241V145H240ZM258 147L261 148V146H258ZM4 148H5V146H4ZM9 148H8V150H9ZM25 148H26V147H25ZM25 148H24V149H25ZM39 148H40V147H39ZM94 148H95V147H94ZM116 148H117V147H116ZM150 148H151V146H150ZM197 148H198V147H197ZM197 148H196V149H197ZM210 148H211V150H212V149L214 148V146H213V148H212V146H211ZM218 148H219V147H218ZM218 148H217V149H218ZM248 148H250V146H249ZM251 148H252V147H251ZM254 148H255V147H254ZM22 149H23V148H22ZM24 149H23V150H24ZM29 149H30V148H29ZM33 149H34V148H33ZM40 149H41V148H40ZM95 149H96V148H95ZM167 149H168V148H167ZM173 149H174V148H173ZM186 149H187V148H186ZM194 149H195V148H194ZM202 149H203V148H202ZM215 149H216V147H215ZM219 149H220V148H219ZM219 149H218L217 151L220 152V153H223V151H221V150L219 151ZM221 149H222V148H221ZM223 149H224V148H223ZM233 149H234V148H233ZM235 149H236V148H235ZM241 149H243V148H241ZM245 149H246V148H245ZM252 149H253V148H252ZM256 149H258V148L256 147ZM16 150H17V149H16ZM31 150H32V148H31ZM49 150H50V149H49ZM80 150H81V149H80ZM85 150H86V149H85ZM88 150H89V149H88ZM92 150H93V149H92ZM96 150H97V149H96ZM99 150H101V149H99ZM107 150H108V149H107ZM128 150H129V149H128ZM150 150H151V149H150ZM204 150H205V148H204ZM204 150H203V151H204ZM228 150H227V151H228ZM238 150H239V147H238ZM0 151H1V150H0ZM39 151H40V150H39ZM47 151H48V150H47ZM93 151H94V150H93ZM170 151H171V150H170ZM174 151H175V150H174ZM179 151H180V150H179ZM189 151H190V149H189ZM192 151H193V149H192ZM203 151H202V152H203ZM234 151H235V150H232V152H234ZM15 152H16V151H15ZM34 152H36V151H34ZM37 152H38V150H37ZM48 152H49V151H48ZM50 152H51V151H50ZM96 152H97V151H96ZM96 152H94V153L96 154ZM98 152H99V151H98ZM118 152H119V151H118ZM180 152H181V151H180ZM218 152H217V153H218ZM230 152H231V151H230ZM232 152H231V153H232ZM252 152H253V151H252ZM27 153H28V152H27ZM89 153H90V152H89ZM105 153L108 154L109 152L107 153V151H105ZM114 153H115V152H114ZM189 153H190V152H189ZM214 153H215V151H214ZM240 153H241V152H240ZM39 154H41V153H39ZM91 154H92V153H91ZM103 154H104V153H103ZM103 154H102V155H103ZM212 154H213V153H212ZM224 154H226V153H224ZM249 154H250V153H249ZM249 154L247 153L248 156H249ZM252 154H253V153H252ZM256 154H257V153H255V156H258V154H257V155H256ZM25 155H26V154H25ZM34 155H35V154H34ZM36 155H37V154H36ZM36 155H35V156H36ZM45 155H46V154H45ZM79 155H80V154H79ZM104 155H105V154H104ZM108 155H109V154H108ZM112 155H113V154H112ZM117 155H118V153H117ZM152 155H153V154H152ZM171 155H173V154H171ZM184 155H186V154H184ZM192 155H193V154H192ZM215 155H216V154H215ZM233 155H234V154H233ZM239 155L242 157L241 154H239ZM239 155H238V156H239ZM260 155H261V154H260ZM0 156L3 157L2 155H0ZM23 156H24V155H23ZM106 156H107V155H106ZM180 156H182V155H180ZM188 156L190 157V155H188ZM218 156H220V155H218ZM231 156H232V154H231ZM234 156H235V158L237 157L236 154H235ZM244 156H246V155H244ZM248 156H247V157H248ZM4 157L6 158V156H4ZM104 157H105V156H104ZM151 157L153 158V156H151ZM258 157H259V156H258ZM261 157H262V156H261ZM13 158L15 159V156H14ZM23 158H24V157H23ZM25 158H26V156H25ZM25 158H24L23 160H25ZM106 158H107V157H106ZM170 158H171V160H172V157H170ZM186 158H187V157H186ZM208 158H209V157H208ZM213 158H214V157H213ZM225 158H226V157H225ZM231 158H234V157H231ZM231 158H230V159H231ZM237 158H238V157H237ZM237 158H236V159H237ZM244 158H245V157H243V159H244ZM2 159H3V158H2ZM16 159H17V158H16ZM16 159H15L14 161H16ZM18 159H19V157H18ZM21 159H22V158H21ZM21 159H20V160H21ZM30 159H31V158H30ZM102 159H103V158H102ZM154 159H155V157H154ZM178 159H179V161H180V159H182V158L179 157V158L175 159V157H174V160H178ZM206 159H207V158H206ZM211 159H212V158H211ZM211 159H210V160H211ZM223 159H224V158H223ZM246 159H248V158H246ZM246 159H245V160H246ZM6 160H7V159H6ZM20 160H18V161L20 162ZM34 160H35V159H34ZM38 160H39V159H38ZM40 160H42V159H40ZM40 160H39V162H40ZM44 160H45V159H44ZM116 160H117V159H116ZM221 160H222V159H221ZM240 160H241V159H240ZM240 160H239V161H240ZM249 160H250V158H249ZM255 160H256V159H255ZM260 160H261V162L263 161L262 159H260ZM3 161H4V160H3ZM10 161H11V160H10ZM49 161H50V164H51V160H49ZM111 161H112V163H113V160H111ZM156 161H157V160H156ZM179 161H178V162H179ZM182 161H183V160H182ZM182 161H181V162H182ZM191 161H192V160H191ZM204 161H205V160H204ZM204 161H200L201 164H202ZM218 161H220V159H218ZM239 161H238V162H239ZM257 161H259V159H258ZM6 162H8V161H6ZM31 162L33 163V161H31ZM31 162H30V164H31ZM103 162H104V161H103ZM105 162H106V161H105ZM107 162H108V161H107ZM107 162H106V163H107ZM184 162H185V161H183V163H184ZM225 162H226L227 165L225 164L224 166H228V163H227L226 160H225ZM234 162H235V161H234ZM1 163H2V162H1ZM37 163H38V162H37ZM54 163H55V162H54ZM109 163L111 164V162H109ZM153 163H154V162H153ZM206 163H208V164L204 165L205 162L203 163V165H204L203 167H205V166H207V165L209 166V162H206ZM221 163H223V162H221ZM247 163H248V162H247ZM263 163H264V162H263ZM8 164H9V163H8ZM13 164H14V163H13ZM41 164H45V162H44V163H41ZM107 164H108V163H107ZM115 164H116V163H115ZM175 164H176V166H177V163H175ZM193 164H194V163H193ZM193 164H192V165H193ZM198 164H199V166H200V163H199V162H198ZM198 164H197V165H198ZM223 164H224V163H223ZM230 164H231V163H229V165H230ZM237 164H240V163H237ZM237 164H235V167H236ZM245 164H246V163H245ZM11 165H12V164H11ZM31 165H32V164H31ZM34 165H35V162H34ZM46 165H48V163H47ZM46 165H44V167H45ZM53 165H54V164H53ZM153 165H154V164H153ZM187 165H188V164H187ZM192 165H191V166H192ZM212 165H213V164H212ZM215 165H216V164H215ZM243 165H244V164H243ZM260 165H261V164H260ZM2 166H3V165H2ZM12 166H13V165H12ZM12 166H11V167H12ZM37 166H38V164H37ZM114 166H115V165H114ZM185 166H186V165H185ZM216 166H217V168H218L219 165H216ZM221 166H222V164H221ZM239 166H240V165H239ZM251 166H252V164H251ZM25 167H26V166H25ZM51 167H52V166H51ZM107 167H108V166H107ZM169 167H170V168H169ZM186 167H187V166H186ZM188 167H189V166H188ZM196 167H197V166H196ZM243 167H244V166H243ZM254 167H255V166H254ZM27 168H28V167H27ZM30 168H31V166H30ZM48 168H50V166H48ZM108 168H109V167H108ZM178 168H179V167H178ZM191 168H192V170H193V167H191ZM198 168H199V167H198ZM198 168H197V169H198ZM205 168H207L208 170H210V169L212 168V166L209 167V168H208V167H205ZM224 168H226V167H224ZM232 168H233V167H232ZM232 168H226V169L230 170V169H232ZM238 168H239V167H238ZM238 168H237V169H238ZM240 168H242V167H240ZM251 168H253V167H251ZM0 169H1V168H0ZM51 169H52V168H51ZM102 169H104V168H102ZM106 169H107V168H106ZM183 169H184V168H183ZM212 169H213V168H212ZM214 169H215V166H214ZM226 169H225V170H226ZM253 169H254V168H253ZM255 169L257 170V168H255ZM259 169H260V168L258 167V170H259ZM45 170H46V168H45ZM45 170H44V171H45ZM47 170H48V169H47ZM108 170H110V169H108ZM184 170H185V169H184ZM215 170H216V169H215ZM217 170H219V169H217ZM225 170H224V171H225ZM232 170H233V169H232ZM256 170L253 171V172L255 173ZM258 170H257V172H258ZM3 171H4V170H3ZM48 171H50V169H49ZM51 171H52V170H51ZM76 171H77V170H76ZM82 171H83V170H82ZM82 171H81V172H82ZM122 171H123V170H122ZM122 171H121V172H122ZM154 171H155V170H154ZM175 171H177V170H175ZM178 171H179V169H178ZM198 171H199V170H198ZM210 171H211V170H210ZM233 171H234V170H233ZM236 171H238V170H236ZM236 171H235V173H237ZM243 171H244V170H243ZM260 171H261V170H260ZM1 172H2V171H1ZM33 172H34V171H33ZM46 172H47V171H46ZM74 172H75V171H74ZM81 172H80V173H81ZM116 172H117V171H116ZM116 172L114 173L115 175L117 174ZM155 172H157V171H155ZM186 172H187V171H186ZM186 172H185V173H186ZM205 172H206V171H205ZM208 172H209V171H208ZM228 172H229V171H228ZM230 172L232 173V171H230ZM230 172H229V173H230ZM253 172H252V173H253ZM257 172H256L255 174H257ZM9 173H10V172H9ZM135 173H136V172H135ZM170 173H172V172H170ZM179 173H180V175H181V172L179 171L178 174H177L178 176H179ZM185 173H184V175H185ZM190 173H191V172H190ZM193 173H194V172H193ZM212 173H214V172H212ZM216 173H217V172H216ZM218 173H219V172H218ZM224 173H225V172H224ZM224 173H223V174H224ZM235 173H234V174H235ZM238 173H239V172H238ZM238 173H237V176H238ZM252 173H251V174H252ZM29 174H30V172H29ZM50 174H51V173H50ZM50 174H49V175H50ZM70 174H71V173H70ZM98 174H99V173H98ZM123 174H124V173H123ZM144 174H145V173H144ZM163 174H165V173H163ZM167 174H168V173H167ZM167 174H166V176H167ZM173 174H174V173H173ZM191 174H192V173H191ZM199 174H200V173H199ZM204 174L206 175L207 173H204ZM226 174H227V173H226ZM232 174H233V173H232ZM234 174H233V175H234ZM258 174H259V173H258ZM4 175H5V174H4ZM72 175H73V174H71V176H72ZM117 175H119V173H118ZM117 175H116V177H117ZM124 175H125V174H124ZM187 175H188V174H187ZM196 175H197V174H196ZM205 175H204V176H205ZM215 175H216V174H215ZM219 175H221V174H219ZM229 175H230V174H229ZM229 175H228V177H230ZM240 175H241V174H240ZM240 175H239V176H240ZM247 175H249V174H247ZM2 176H3V175H2ZM31 176H32V175H31ZM74 176H75V175H74ZM81 176H82V175H81ZM84 176H85V174H84ZM161 176H162V175H161ZM166 176H165V177H166ZM168 176H169V175H168ZM170 176H171V174H170ZM170 176H169L168 179H170ZM172 176H173V175H172ZM174 176L176 177V175H174ZM193 176H195V175H193ZM199 176H201V175H198V177H199ZM206 176L208 177V175H206ZM206 176H205V177H206ZM237 176H236V177H237ZM249 176H250V175H249ZM249 176H248V178H249ZM252 176H253V175H252ZM254 176H255V175H254ZM254 176H253V177H254ZM258 176H259V175H258ZM3 177H4V176H3ZM10 177H12V176H10ZM16 177H17V176H16ZM18 177H19V176H18ZM18 177H17V178H18ZM68 177H70V175H68ZM78 177H79V175H78ZM113 177H114V176H112V178H113ZM121 177H122V176H121ZM175 177H174V178H175ZM180 177H182V175H181ZM185 177H186V176H185ZM185 177H184V178H185ZM191 177H192V176H191ZM202 177H203V175H202ZM250 177H251V176H250ZM255 177H256V176H255ZM17 178H16V179L14 178V179L17 180ZM82 178H83V177H82ZM136 178H137V177H136ZM172 178H173V177H172ZM203 178H204V177H203ZM203 178H202V179H203ZM210 178H211V177H210ZM210 178H209V181H210ZM218 178H219V177H218ZM222 178H223V177H222ZM222 178H221V179H222ZM248 178H247V176H246V180H245V181H247ZM256 178H257V177H256ZM28 179H29V178H28ZM68 179H69V178H67V180H68ZM137 179H138V178H137ZM168 179H167V180H168ZM195 179H196V177H195ZM202 179H201V180H202ZM206 179H207V178H206ZM211 179H212V178H211ZM254 179H255V178H254ZM25 180H26V179H25ZM79 180H80V179H79ZM82 180H83V179H82ZM82 180H81V181H82ZM92 180H93V179H92ZM113 180H114V179H113ZM190 180H191V179H190ZM223 180H224V178H223ZM223 180H222V182H221V183H222L221 185H223V182H224ZM226 180H227V179H226ZM230 180H231V179H229V181H230ZM11 181H13V178H12ZM18 181H19V180H18ZM18 181H17V182H18ZM47 181H48V180H47ZM63 181H65V180H63ZM72 181H74V180H72ZM72 181H70V182L72 183ZM138 181H139V180H138ZM187 181L190 182V181H189V178H188ZM197 181H198V180H197ZM197 181H196V182H197ZM204 181H205V179H204ZM209 181L207 182V180H206V181H205V182H206L205 185L208 184V183H210ZM237 181H238V180H237ZM240 181H243V179L240 180ZM249 181H250V180H249ZM251 181H252V180H251ZM1 182H2V181H1ZM1 182H0V183H1ZM22 182H23V180H22ZM22 182H21V183H22ZM29 182H30V181H29ZM59 182H60V181H59ZM75 182H76V181H75ZM109 182H110V181H109ZM120 182H121V181H120ZM125 182H126V181H125ZM135 182H136V180H135ZM135 182H134V183H135ZM174 182H175V181H174ZM174 182H173V181H172V182H169V184H170V183H174ZM202 182H203V180H202ZM225 182H227V181H225ZM234 182H235V181H234ZM13 183H14V182H13ZM66 183H67V182L65 181L64 187L66 186ZM80 183H81V182H80ZM82 183H83V181H82ZM134 183H133V184H134ZM157 183H158V182H157ZM180 183H181V182H180ZM197 183H198V182H197ZM197 183H196V184H197ZM229 183H230V182H229ZM236 183H237V182H236ZM16 184H18V183H16ZM72 184H73V183H72ZM110 184H111V183H110ZM110 184H109V185H110ZM116 184H117V183H116ZM147 184H148V183H147ZM162 184H163V183H162ZM162 184H160V185H162ZM184 184H185V183H184ZM184 184H183V185H184ZM216 184H217V182H216ZM218 184H220V183L218 182ZM224 184H225V183H224ZM227 184H228V183H227ZM1 185L3 186L4 184L1 183ZM1 185H0V186H1ZM11 185H12V183H11ZM24 185H25V184H24ZM62 185H63V182H62ZM82 185H83V184H82ZM124 185H125V184H124ZM131 185H132V184L129 183V186H131ZM143 185H144V183H143ZM156 185H157V184H156ZM165 185H166V182H165ZM165 185L163 184V186H165ZM167 185H168V184H167ZM208 185H209V184H208ZM237 185H238V184H237ZM16 186H17V185H16ZM83 186H84V185H83ZM83 186H82V187H83ZM90 186H91V185H90ZM116 186H117V185H116ZM127 186H128V184H127ZM150 186H151V185H150ZM172 186H173V185H172ZM186 186H187V185H186ZM3 187H4V186H3ZM3 187H2V188H3ZM13 187H14V186H13ZM13 187H12V188H13ZM25 187H26V186H25ZM50 187H51V186H50ZM76 187H77V186H76ZM79 187H80V186H79ZM82 187H81V188H82ZM122 187H123V186H122ZM142 187H143V186H142ZM157 187H158V186H157ZM160 187H161V186H160ZM166 187H167V186H166ZM166 187H165V188H166ZM190 187H191V186H190ZM210 187H211V186H210ZM220 187H223V186H220ZM220 187H218L217 189L220 190ZM232 187H234V185H233ZM249 187H250V186H249ZM0 188H1V187H0ZM46 188H47V187H46ZM51 188H52V187H51ZM67 188H68V187H67ZM106 188L109 189L110 187H109V188L106 187ZM126 188H127V187H126ZM148 188H149V187H148ZM155 188H156V187H155ZM165 188H164V189H165ZM174 188H175V187H174ZM207 188H208V187H207ZM28 189H29V187H28ZM31 189H33V188H31ZM63 189H64V188H63ZM79 189H80V188H79ZM160 189H161V188H160ZM170 189H171V188H170ZM172 189H173V187H172ZM230 189H231V188H230ZM235 189H236V188H235ZM1 190H2V189H1ZM4 190H5V189H4ZM4 190H3V191H4ZM9 190H10V189H9ZM18 190H19V188H18ZM41 190H42V189H41ZM70 190H71V189H70ZM137 190H138V189H137ZM141 190H142V189H141ZM153 190L155 191V189H153ZM166 190H167V189H166ZM179 190H180V188H179ZM204 190L206 191L205 188H204ZM211 190H212V189H211ZM233 190H234V189H233ZM6 191H7V190H6ZM6 191H5V192H6ZM10 191H11V190H10ZM63 191H64V193H65V190H63ZM81 191H82V190H80V192H81ZM128 191H129V189H128ZM161 191H163V190H161ZM164 191H165V190H164ZM171 191H173V190H171ZM187 191H188V190H187ZM208 191L210 192V189H208ZM222 191H223V189H222ZM5 192H4V193H5ZM15 192H16V191H15ZM23 192L26 193V191H23ZM60 192H61V191H60ZM77 192H78V191H77ZM86 192L88 193L89 191H86ZM103 192H104V191H103ZM103 192H102V193H103ZM124 192H125V191H124ZM156 192H157V191H156ZM165 192H166V191H165ZM185 192H186V191H185ZM185 192H183V193L185 194ZM189 192H190V191H189ZM194 192H195V191H194ZM212 192H213V190H212ZM218 192H219V191H218ZM218 192H216V193H218ZM220 192H221V190H220ZM223 192H224V191H223ZM262 192H263V190H262ZM262 192H261V193H262ZM0 193H2V192H0ZM21 193H22V192H21ZM27 193H28V192H27ZM45 193H46V192H45ZM78 193H79V192H78ZM78 193H77V194H78ZM87 193H86V194H87ZM90 193H91V192H90ZM126 193H127V191H126ZM167 193H168V192H167ZM202 193H204V192H202ZM213 193H214V192H213ZM226 193L228 194V192H226ZM9 194H10V192H9ZM33 194H36V193H33ZM43 194H44V192H43ZM53 194H54V193H53ZM137 194H139V193H137ZM184 194H183V195H184ZM205 194L207 195L206 192H205ZM205 194H204V195H205ZM210 194H211V193H210ZM210 194H209V195H210ZM4 195H5V194H4ZM25 195H26V194H24L23 197H24ZM28 195H29V194H28ZM78 195H79V194H78ZM88 195H89V194H88ZM90 195H91V194H90ZM117 195H118V194H117ZM157 195H158V194H157ZM169 195H170V197H171V196L173 197L174 194L171 195V193H170V194L168 193V196H169ZM175 195H176V194H175ZM175 195H174V196H175ZM178 195H179V194H178ZM180 195H181V194H180ZM183 195H182V198H183ZM188 195H190V194H188ZM214 195L216 196L215 193H214ZM8 196H10V195H8ZM12 196H14V195H12ZM60 196H61V195H60ZM80 196H81V194H80ZM151 196H152V195H151ZM165 196H167V195H165ZM192 196H193V195H192ZM211 196H212V195H211ZM215 196H214V197H215ZM227 196H228V195H227ZM260 196H261V195H260ZM20 197H21V196H20ZM34 197H35V196H34ZM38 197H39V195H38ZM42 197H43V196H42ZM46 197H47V196H46ZM51 197H52V196H51ZM69 197H70V195H69ZM69 197H68V198H69ZM95 197H96V196H95ZM163 197H164V196H162V198H163ZM170 197H169V200H172V199H170ZM178 197L180 198V196H178ZM193 197H194V196H193ZM202 197H203V196H202ZM202 197H201V198H202ZM212 197H213V196H212ZM218 197L220 198V196H218ZM218 197H217V199H218ZM224 197H225V196H224ZM24 198H25V197H24ZM43 198H44V197H43ZM64 198H65V197H64ZM83 198H84V196H83ZM135 198L138 199V197H135ZM151 198H152V197H151ZM198 198H199V196H198ZM221 198H222V197H221ZM227 198H228V197H227ZM227 198H226V199H227ZM8 199H9V198H8ZM10 199H11V198H10ZM20 199H23V198H20ZM29 199H30V198H29ZM33 199H34V198H33ZM95 199H96V198H95ZM175 199H176V198H175ZM210 199H211V197H210ZM210 199H209V202H210ZM256 199H257V198H256ZM256 199H255V200H256ZM38 200H39V199H38ZM44 200H45V199H44ZM44 200H43V201H44ZM59 200H60V199H59ZM68 200H69V199H68ZM85 200H86V199H85ZM133 200H134V198H133ZM141 200H142V199H141ZM173 200H174V197H173ZM205 200H206V199H205ZM7 201H8V200H7ZM28 201H30V200H28ZM33 201H34V200H33ZM40 201H41V200H40ZM43 201H41V202H43ZM47 201H48V200H47ZM49 201H50V199H49ZM66 201H67V200H66ZM81 201L83 202V200H81ZM154 201H155V200H154ZM203 201H204V200H203ZM213 201H214V200H213ZM19 202H20V201H19ZM38 202H39V201H38ZM70 202H71V201H70ZM221 202H222V201H221ZM223 202H224V200H223ZM56 203H57V202H56ZM97 203H98V202H97ZM165 203H166V202H165ZM11 204H13V202H12ZM11 204H10V205H11ZM16 204H17V203H16ZM20 204H22V203H20ZM20 204H19V205H20ZM23 204H24V203H23ZM41 204H42V203H41ZM43 204H44V203H43ZM43 204H42V205H43ZM73 204H74V203H73ZM205 204H206V203H205ZM8 205H9V204H8ZM155 205H156V204H155ZM155 205H154V206H155ZM231 205H232V203H231ZM40 206H41V205H40ZM44 206H45V205H44ZM46 206H47V205H46ZM62 206H63V205H62ZM68 206H69V205H68ZM160 206H162V204H161ZM160 206H159V207H160ZM168 206H169V205H168ZM13 207H14V205H13ZM27 207H28V206H27ZM53 207H54V205H53ZM129 207H130V206H129ZM186 207H187V206H186ZM226 207H227V206H226ZM24 208H26V207H24ZM42 208H43V207H41V209H39V210L41 211V213H42ZM45 208H46V207H45ZM160 208H161V207H160ZM187 208H188V207H187ZM20 209H21V208H20ZM22 209H23V208H22ZM22 209H21V210H22ZM48 209H49V212H50V208H48ZM52 209L54 210V209H56V208H52ZM52 209H51V210H52ZM149 209H150V208H149ZM168 209H169V208H168ZM37 210H38V209H37ZM44 210H45V209H44ZM92 210H93V209H92ZM135 210H137V209H135ZM229 210H230V209H229ZM24 211H26V210H24ZM29 211H30V210H29ZM40 211H39V212H40ZM55 211H57V210H55ZM55 211H54V212H55ZM58 211H59V210H58ZM60 211H61V210H60ZM64 211H65V210H64ZM180 211H181V210H180ZM223 211H225V210H223ZM227 211H228V210H227ZM227 211H226V212H227ZM230 211H231V210H230ZM232 211H233V210H232ZM235 211H237V209H236ZM262 211L264 212V210H262ZM30 212H32V211H30ZM30 212H29V213H30ZM45 212H46V211H45ZM45 212H43V214H44ZM47 212H48V211H47ZM146 212H147V214H148L149 210L146 211ZM19 213H20V212H19ZM19 213H18V214H19ZM29 213H28V214H29ZM37 213H38V212H37ZM64 213H65V212H64ZM72 213H73V212H72ZM75 213H76V211H75ZM139 213H140V212H139ZM142 213H143V212H142ZM185 213H186V212H185ZM228 213H229V212H228ZM233 213H234V212H233ZM235 213H236V212H235ZM14 214H15V213H14ZM24 214H25V213H24ZM50 214H51V213H50ZM50 214H49V215H50ZM52 214H53V211H52ZM57 214H58V213H57ZM57 214H56V215H57ZM65 214H66V213H65ZM179 214H180V213H179ZM181 214H182V213H181ZM34 215H36V214H34ZM39 215H40V214H39ZM100 215H101V214H100ZM131 215H132V213H131ZM144 215H145V214H144ZM149 215H150V213H149ZM154 215H155V214H154ZM154 215H153V217H152L153 220H154ZM167 215H168V214H167ZM170 215H171V214H170ZM182 215H184V214H182ZM186 215H187V214H186ZM186 215H185V217H186ZM224 215H225V214H224ZM230 215H231V213H230ZM230 215H229V216H230ZM234 215H235V214H234ZM236 215H237V214H236ZM17 216H18V215H17ZM27 216H28V215H27ZM53 216H54V214H53ZM74 216H76V215H74ZM137 216H138V215H137ZM139 216H140V215H139ZM142 216H143V214H142ZM147 216H148V215H147ZM164 216H165V215H164ZM178 216H179V215H178ZM231 216H232V215H231ZM237 216H238V215H237ZM239 216H240V214H239ZM255 216H258V215H255ZM255 216H254V217H255ZM12 217H14V216H12ZM30 217H31V216H30ZM35 217H36V216H35ZM39 217H40V216H39ZM41 217H43V216L41 215ZM85 217H86V216H85ZM91 217H92V216H91ZM133 217H134V216H133ZM148 217H149V216H148ZM148 217H146V215H145V218H146L147 222H148V219H147ZM192 217H193V216H192ZM233 217H234V216H233ZM240 217H241V216H240ZM248 217H249V216H248ZM20 218H22V216H20ZM58 218H59V217H58ZM64 218H65V217H64ZM93 218H94V216H93ZM134 218H135V221H136V216H135ZM141 218L143 219V217H141ZM174 218H175V217H174ZM174 218H173V219H174ZM178 218H179V217H178ZM180 218H181V217H180ZM186 218H187V217H186ZM227 218H228V217H227ZM0 219H1V218H0ZM18 219H19V217H18ZM26 219H27V218H26ZM47 219H48V218H47ZM49 219H50V218H49ZM49 219H48V220H49ZM137 219H138V218H137ZM139 219H140V217H139ZM142 219H141V220H142ZM149 219H150V218H149ZM164 219H165V218H164ZM222 219H223V218H222ZM225 219H226V218H225ZM225 219H223V220H225ZM228 219H229V218H228ZM228 219H227V220H228ZM236 219H237V217H236L234 220H236ZM240 219H242V218H240ZM246 219H247V218H246ZM251 219H252V218H251ZM261 219H262V218H261ZM12 220H13V219H12ZM12 220H11V218H10L9 221L12 222ZM30 220H31V219H30ZM34 220H35V219H34ZM86 220H87V219H86ZM146 220H144L143 222H145ZM153 220H151L150 222H152ZM156 220H158V219H156ZM190 220H191V219H190ZM230 220H232L231 217H230ZM242 220H243V219H242ZM249 220H250V219H249ZM6 221H8V220H6ZM18 221H19V220H18ZM35 221H36V220H35ZM39 221H40V219H39ZM49 221H50V220H49ZM62 221H63V220H62ZM67 221H68V220H67ZM135 221H134V222H135ZM183 221H185V220H183ZM192 221H193V219H192ZM205 221H206V220H205ZM237 221L239 222L240 220H236L235 222H237ZM254 221H255V220H254ZM14 222L16 223V221H13V222H12L13 225H14ZM63 222H65V221H63ZM88 222H89V221H88ZM91 222L94 223L93 220H91ZM99 222H100V221H99ZM140 222H141V221H140ZM140 222H138V223H140ZM147 222H146V223H147ZM153 222H155V221H153ZM176 222H177V221H176ZM185 222H186V221H185ZM196 222H197V221H196ZM17 223H18V222H17ZM20 223H21V222H20ZM57 223H58V222H57ZM146 223H144V224H146ZM156 223H157V222H156ZM260 223H261V222H260ZM6 224H7V222H6ZM6 224L4 225V227H6ZM8 224H10V223H8ZM64 224H66V223H64ZM67 224H68V223H67ZM97 224L99 225V223H97ZM147 224H148V223H147ZM152 224H153V223H152ZM176 224H177V223H176ZM202 224H203V223H202ZM13 225H12V226H13ZM17 225H18V224H17ZM17 225H16V226H17ZM56 225H57V224H56ZM76 225H77V222H76ZM78 225H79V224H78ZM102 225H103V224H102ZM185 225H186V224H185ZM193 225H194V224H193ZM193 225H192V226H193ZM242 225H243V224H242ZM252 225H253V224H252ZM2 226H3V223H2ZM34 226H35V225H33V227H34ZM57 226L60 227V225H57ZM100 226H101V225H100ZM230 226H231V225H230ZM55 227H56V226H55ZM73 227H74V226H73ZM205 227H206V229H207V225H206ZM209 227H210V226H209ZM235 227H236V226H235ZM241 227H242V226H241ZM11 228H12V227H11ZM11 228H10V230H11ZM63 228H64V227H63ZM63 228L61 227V229H63ZM76 228H77V226L75 227V229H76ZM187 228H188V227H187ZM194 228H195V227H194ZM203 228H204V227H203ZM223 228H224V227H222L221 229H223ZM225 228H226V227H225ZM230 228H231V227H230ZM258 228H259V227H258ZM4 229H5V228L1 229V231L4 230ZM68 229H69V228H68ZM84 229H85V228H84ZM86 229H87V227H86ZM107 229H108V228H107ZM191 229H192V228H191ZM191 229H190V230H191ZM216 229H217V228H216ZM242 229H243V228H242ZM7 230H8V229H7ZM20 230H22V229H20ZM26 230H27V229H26ZM63 230H64V229H63ZM63 230H61V233H63V232H62ZM69 230H70V229H69ZM88 230H89V229H88ZM150 230H151V229H150ZM179 230H180V227H179ZM179 230H177V231H179ZM185 230H187L186 227H185ZM258 230H259V229H258ZM27 231H28V230H27ZM70 231H71V230H70ZM70 231H69V232H70ZM92 231H93V230H92ZM193 231H194V230H193ZM193 231H192V232H193ZM210 231H211V228H210ZM238 231H239V230H238ZM244 231H245V230H244ZM244 231H243V232H244ZM2 232H3V231H2ZM5 232H6V231H4V233H5ZM18 232H19V231H18ZM22 232H23V231H22ZM31 232H32V231H31ZM76 232H77V231H76ZM89 232H90V231H89ZM94 232H95V230H94ZM180 232H181V231H180ZM186 232H188V231H186ZM192 232H191V233H192ZM197 232H198V231H197ZM230 232H231V231H230ZM230 232H229V233H230ZM261 232H262V231H261ZM4 233H3V234H4ZM7 233H8V232H7ZM9 233H10V232H9ZM11 233H12V231H11ZM16 233H17V232H16ZM19 233H20V232H19ZM28 233H29V232H28ZM32 233H33V232H32ZM181 233H182V232H181ZM189 233H190V231H189ZM194 233H195V232H194ZM239 233H240V231H239ZM0 234H1V233H0ZM30 234H31V233H30ZM58 234H59V233H58ZM64 234H65V233H63V235H64ZM155 234H156V233H155ZM182 234H183V233H182ZM184 234H185V232H184ZM211 234H212V233H211ZM252 234H253V232H252ZM254 234H255V233H254ZM260 234H261V233H260ZM6 235H7V234H6ZM6 235H5V236H6ZM28 235H29V234H28ZM35 235H36V234H35ZM63 235H62V236H63ZM75 235H77V234H75ZM83 235H84V234H83ZM83 235H82V236H83ZM85 235H86V233H85ZM90 235H91V234H90ZM208 235H209V234H208ZM232 235H233V234H232ZM250 235H251V234H250ZM250 235H249V236H250ZM3 236H4V235H1V236H0L1 239L4 238ZM10 236H11V235H10ZM22 236H23V235H22ZM25 236H26V235H25ZM31 236H32V235H31ZM48 236H49V235H48ZM66 236H67V235H66ZM95 236H96V235H95ZM176 236H177V234H176ZM241 236H242V235H241ZM241 236H240V237H241ZM33 237H34V236H33ZM148 237H149V235H148ZM221 237H222V236H221ZM226 237H227V236H226ZM235 237H236V236H235ZM251 237H252V236H251ZM27 238H29V237H27ZM68 238H69V237H68ZM83 238H84V237H83ZM211 238H212V236H211ZM243 238H244V237H243ZM245 238H246V237H245ZM248 238H249V237H248ZM84 239H85V238H84ZM144 239H145V238H144ZM220 239H221V238H220ZM222 239H223V238H222ZM222 239H221V240H222ZM230 239H231V238H230ZM230 239H228V240H230ZM246 239H247V238H246ZM246 239H245V241H246ZM256 239H257V238H256ZM2 240H4V239H2ZM14 240H15V239H14ZM29 240H30V239H29ZM221 240H220V241H221ZM226 240H227V239H226ZM233 240H234V239H233ZM259 240H260V239H259ZM172 241H173V240H172ZM193 241H194V240H192V242H193ZM224 241H225V240H224ZM239 241H240V240H239ZM254 241H255V240H254ZM256 241H257V240H256ZM256 241H255V242H256ZM3 242H4V244L7 245V243H5V240H4ZM7 242H8V241H7ZM18 242H19V240H18ZM21 242H22V241H21ZM68 242H69V241H68ZM195 242H196V241H195ZM222 242H223V241H222ZM45 243H46V242H45ZM72 243H74V242H72ZM76 243H77V242H76ZM89 243H90V242H89ZM224 243H225V242H224ZM224 243H223V244H224ZM231 243H233V242H231ZM231 243L229 242L230 245H231ZM239 243H240V242H239ZM256 243H257V242H256ZM21 244H22V243H21ZM21 244H19V248H20V245H21ZM40 244H41V243H40ZM68 244H69V243H68ZM70 244H71V242H70ZM176 244H177V243H175V245H176ZM191 244H192V243H191ZM193 244H195V243H193ZM218 244H220V242H219ZM226 244H227V243H225V245H226ZM246 244H247V243H246ZM2 245H3V244H2ZM14 245H15V244H14ZM188 245H189V244H188ZM244 245H245V244H243L242 246H244ZM249 245H250V244H249ZM0 246H1V245H0ZM8 246H9V245H8ZM16 246H17V244H16ZM36 246H37V244H36ZM71 246H72V245H71ZM144 246H145V245H144ZM222 246H223V245H222ZM247 246H248V245H247ZM5 247H6V246H5ZM86 247H87V246H86ZM136 247H137V246H136ZM179 247H181V246H179ZM212 247H213V246H212ZM214 247H215V246H214ZM218 247H219V246H218ZM218 247H217V248H218ZM248 247H249V246H248ZM1 248L3 249L2 246L0 247V249H1ZM17 248H18V247H17ZM43 248H44V247H43ZM75 248H76V247H75ZM198 248H199V246H198ZM225 248H226V247H225ZM228 248H229V247H228ZM241 248H242V247H241ZM260 248H261V247H260ZM11 249H12V248H11ZM14 249H16V248H14ZM14 249H12V250H14ZM44 249H46V248H44ZM69 249H70V248H69ZM73 249H74V248H73ZM149 249H150V248H149ZM161 249H163V248H161ZM6 250H7V249H6ZM16 250H18V249H16ZM20 250H21V249H19V251H20ZM174 250H175V249H174ZM249 250H250V249H249ZM3 251H4V249H3ZM47 251H48V249H47ZM138 251H139V249H138ZM140 251H141V250H140ZM151 251H152V250H151ZM151 251H150V252H151ZM261 251H262V249H261ZM263 251H264V250H263ZM221 252H222V251H221ZM243 252H244V251H243ZM254 252H256V250H255ZM257 252H258V251H257ZM7 253H8V252H7ZM9 253H10V252H9ZM15 253H16V252H15ZM15 253H14V254H15ZM18 253H19V252H18ZM18 253H17V254H18ZM68 253H69V251H68ZM68 253H67V254H68ZM148 253H149V252H148ZM261 253H262V252H261ZM263 253H264V252H263ZM116 254H117V252H116ZM149 254H150V253H149ZM197 254H198V253H197ZM47 255H49V254L47 253ZM219 255H220V254H219ZM254 255H255V254H254ZM8 256H9V255H8ZM40 256H41V255H40ZM140 256H141V255H140ZM221 256H222V255H221ZM263 256H264V255H263ZM48 257H50V256H48ZM55 257H56V256H55ZM55 257H54V259H55ZM57 257H58V256H57ZM57 257H56V258H57ZM61 257H62V256H61ZM148 257H149V256H148ZM176 257H178V256H176ZM255 257H256V256H255ZM261 257H262V256H261ZM16 258H17V257H16ZM40 258H41V257H40ZM52 258H53V257H52ZM108 258H109V257H108ZM223 258H224V257H223ZM250 258H251V257H250ZM250 258H249V259H250ZM262 258H263V257H262ZM9 259H10V258H9ZM18 259H19V258H18ZM23 259H24V258H23ZM47 259H48V258H47ZM58 259H59V258H58ZM224 259H225V258H224ZM226 259H227V258H226ZM259 259H260V258H259ZM259 259H258V260H259ZM263 259H264V258H263ZM13 260H14V259H13ZM40 260H41V259H40ZM114 260H115V259H114ZM128 260H129V259H128ZM147 260H148V259H145V261H147ZM255 260H256V259H255ZM11 261H12V260H11ZM14 261H15V260H14ZM18 261H19V260H18ZM41 261H43V260H41ZM41 261H39V262H41ZM55 261H56V260H54V262H55ZM59 261H60V260H59ZM224 261H226V260H224ZM1 262H2V260H1ZM26 262H27V261H26ZM51 262H52V261H51ZM56 262H57V261H56ZM114 262H115V261H114ZM116 262H117V261H116ZM201 262H202V261H201ZM213 262H214V260H213ZM259 262H260V261H259ZM259 262H258V264H259ZM263 262H264V261H263ZM12 263H15V262H12ZM16 263H18V262H16ZM42 263H43V262H42ZM44 263H46V261H44ZM44 263H43V264H44ZM58 263H59V262H58ZM110 263L112 264V262H110ZM146 263H147V262H146ZM205 263H206V262H205ZM223 263H224V262H223ZM40 264H41V263H40ZM48 264H49V263H48ZM74 264H75V263H74ZM180 264H181V263H180ZM190 264H191V263H190ZM227 264H228V263H227ZM246 264H247V262H246Z\"/></svg>",
  "mask_w": 264,
  "mask_h": 264
}]
</instances>
